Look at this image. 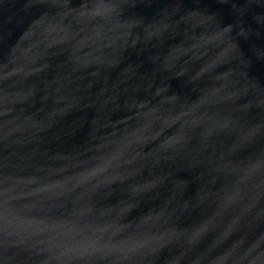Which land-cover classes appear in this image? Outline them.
Segmentation results:
<instances>
[{
    "label": "water",
    "instance_id": "water-1",
    "mask_svg": "<svg viewBox=\"0 0 264 264\" xmlns=\"http://www.w3.org/2000/svg\"><path fill=\"white\" fill-rule=\"evenodd\" d=\"M0 264H264V0H0Z\"/></svg>",
    "mask_w": 264,
    "mask_h": 264
}]
</instances>
